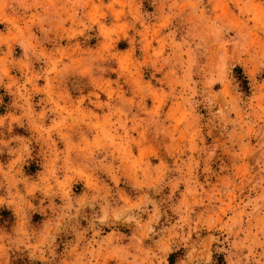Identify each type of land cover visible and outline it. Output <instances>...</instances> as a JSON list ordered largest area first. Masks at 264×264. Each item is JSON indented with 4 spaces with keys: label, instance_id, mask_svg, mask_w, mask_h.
Returning a JSON list of instances; mask_svg holds the SVG:
<instances>
[{
    "label": "clouds",
    "instance_id": "9594fccd",
    "mask_svg": "<svg viewBox=\"0 0 264 264\" xmlns=\"http://www.w3.org/2000/svg\"><path fill=\"white\" fill-rule=\"evenodd\" d=\"M0 264H264V0H0Z\"/></svg>",
    "mask_w": 264,
    "mask_h": 264
}]
</instances>
